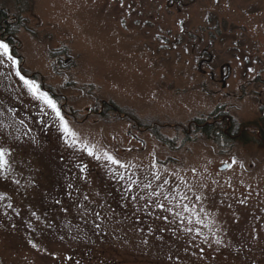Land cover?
Returning a JSON list of instances; mask_svg holds the SVG:
<instances>
[{
  "label": "rangeland",
  "instance_id": "1",
  "mask_svg": "<svg viewBox=\"0 0 264 264\" xmlns=\"http://www.w3.org/2000/svg\"><path fill=\"white\" fill-rule=\"evenodd\" d=\"M0 9V264H264V0Z\"/></svg>",
  "mask_w": 264,
  "mask_h": 264
},
{
  "label": "trees",
  "instance_id": "2",
  "mask_svg": "<svg viewBox=\"0 0 264 264\" xmlns=\"http://www.w3.org/2000/svg\"><path fill=\"white\" fill-rule=\"evenodd\" d=\"M10 16H11L10 11H8L7 9H0V32L8 31V33L11 34L10 35L11 37L8 40V42L12 41L11 38L15 39L13 37V35L15 34V30H16L15 28L17 27V26L13 27L14 29L11 28L13 25H12V23H10V20H11ZM115 112L118 113L119 115L126 116L125 111L123 109H121L120 107H118L114 102L111 101V102L107 103L105 110H104V115L106 113L108 115H109V113H111V114L116 116ZM212 115L215 116V115H217V113L214 112ZM131 117H133V116H131ZM212 117H210V118H212ZM195 122H196L195 123L196 125H201V127L203 128L202 130H204L205 133H207L208 135H217L219 133H222L224 130H228L229 132H235L236 133L237 131H241L243 129V128L241 129V126L237 125V123H235V121H233V120L231 122L227 121V120H224L222 122L219 121L216 126H213V125L207 123V121L204 122V120H202V119H196ZM256 128H258L264 132V130L261 127L257 126ZM235 133H234V136H236ZM263 140L264 139L262 138V141ZM71 169L68 170L69 171L68 172L69 177H68V181H66L67 185L62 186V187L58 188L57 190L55 189V191L53 193L55 205H58L61 202L70 200V196L72 194V191L74 190L76 185H78L80 183V179L82 177H77L79 174V170L76 168L75 169L71 168ZM76 191L73 192V196H75Z\"/></svg>",
  "mask_w": 264,
  "mask_h": 264
},
{
  "label": "snow or ice",
  "instance_id": "3",
  "mask_svg": "<svg viewBox=\"0 0 264 264\" xmlns=\"http://www.w3.org/2000/svg\"><path fill=\"white\" fill-rule=\"evenodd\" d=\"M0 56L7 57L8 60H12V56L9 54V48L8 45L2 41H0ZM15 63V61H13ZM17 75H20L19 72H17ZM21 79L24 80V78L21 76ZM24 83L28 86L29 90L32 91L34 94H37L38 99H42L52 110L56 113V116L61 120L63 124V130L67 136L75 137V133H73L67 126L66 123L63 122V117L60 116V112L56 107V104L47 96V94L39 92L38 87L33 84L32 82H29L27 80H24ZM93 153L89 150V155H92ZM3 156V153L0 152V157ZM109 160H111L113 163H117L111 156L107 157Z\"/></svg>",
  "mask_w": 264,
  "mask_h": 264
},
{
  "label": "flooded vegetation",
  "instance_id": "4",
  "mask_svg": "<svg viewBox=\"0 0 264 264\" xmlns=\"http://www.w3.org/2000/svg\"><path fill=\"white\" fill-rule=\"evenodd\" d=\"M214 117H216V115L214 116ZM214 117H212V122L213 123H211V122H209V124H211V125H217L218 124V122L219 121H217V119H215ZM218 117V116H217ZM223 118V117H222ZM224 119V118H223ZM196 120H193L192 122H191V124H190V126L189 127H193V128H196V129H200V130H202L203 128L201 127V125H196L195 122ZM256 130V134H257V136H258V138H260V139H264V132L263 131H261L260 129H258V128H256L255 129ZM226 131H228V130H226ZM225 131V132H226ZM231 139H237V137L235 138V136H231Z\"/></svg>",
  "mask_w": 264,
  "mask_h": 264
},
{
  "label": "water",
  "instance_id": "5",
  "mask_svg": "<svg viewBox=\"0 0 264 264\" xmlns=\"http://www.w3.org/2000/svg\"><path fill=\"white\" fill-rule=\"evenodd\" d=\"M226 169V166L222 167V170Z\"/></svg>",
  "mask_w": 264,
  "mask_h": 264
}]
</instances>
